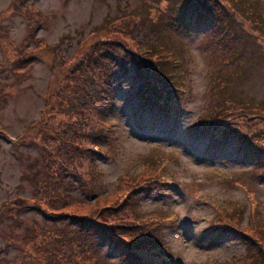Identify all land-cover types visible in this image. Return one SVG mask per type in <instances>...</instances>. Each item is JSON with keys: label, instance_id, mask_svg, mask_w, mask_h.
<instances>
[{"label": "rangeland", "instance_id": "rangeland-1", "mask_svg": "<svg viewBox=\"0 0 264 264\" xmlns=\"http://www.w3.org/2000/svg\"><path fill=\"white\" fill-rule=\"evenodd\" d=\"M186 1L0 0V62L13 59L16 53L12 51L13 46L22 49L30 24L38 27L36 36L40 42L56 45L54 49L31 55L26 71L18 72L13 67L0 70V136L3 133L4 137H0V264H40L34 257L39 252L53 255L60 244L65 256L55 255L58 258L64 256L69 264H80L77 262L80 256L87 264L104 260L109 264H133L126 259L121 246L105 240L96 230H81L80 225L70 219L58 222L59 218L51 213L62 204L58 197L50 196L46 203L42 201L47 191L42 182H48L49 169L54 170L53 176H61L57 170L60 155L65 146L74 144L73 140L66 141L63 126L66 118L73 121L74 115L68 111L69 107L65 108L66 101L59 103L61 97H56V92L62 86V80L57 81L54 77L61 75L59 68L65 59L79 61L93 46L96 51L106 49L101 42L104 38L132 50L134 42L121 33L111 36L110 31L108 35H102L109 25L123 19L135 22L140 17L142 25L153 27L156 22L149 21L153 11L166 19L167 13H163L168 5L175 2L173 5L179 7ZM250 1L253 11L259 9L256 16L263 19L264 0ZM177 11L173 16H178ZM232 11L238 18L239 12L229 8L224 12L225 20L221 21L230 24L228 34L236 36L231 42L220 34L222 23H216V26L212 21L200 28L193 24L180 26L177 36L182 42L172 34L157 35L155 31L150 37L146 35L151 30L147 26L135 30L128 27L125 32H133L138 41L141 38L155 46L159 41L167 47L165 52H177L165 58L174 62V66L184 64L186 68L183 80L178 76L185 75L184 69L170 74L173 82L183 83L175 86V94L185 95V107L179 113L171 108L166 112H154L142 107L134 66L127 63V69L122 71L115 61L97 60L115 68L108 70V96L101 116L102 120L107 119V135L100 136L106 138L100 141L105 155L92 153L96 177L91 187L78 176L69 179V174H64L63 189L59 188L60 180L50 181L51 187L57 189L49 190L61 194L69 203L85 202L84 206L75 204L76 212L95 214L105 203L113 202L106 197L117 178L123 179L125 173H139L142 156L150 155L148 160L155 167L150 170L151 176L143 169L144 173L160 183L138 191L137 210L153 217L159 226L155 234L171 257L165 264L234 263L245 254L246 243L232 231L211 229V219L220 214L222 223L225 221L242 232L241 226L249 223L254 227L255 221L264 222V163L257 161L256 152L241 136L230 135L225 141H214L212 131L194 132V125L206 113L213 97L223 96L227 84L221 83L216 95L217 92L211 90L215 80H240L238 84L233 81L235 86L230 99L236 106L254 107L252 111L264 117V57L258 47L263 43L256 37L252 23L245 24L240 19L235 22L230 16ZM258 24L264 30V21ZM261 33L264 36V32ZM82 41L85 42L81 44ZM118 54L124 56L126 53L117 50L115 56ZM233 58L240 59L238 64H230ZM71 66L77 71V91L81 92V98L87 93L97 99L104 86L96 87L86 80L85 88L81 87L85 80L79 76L83 78L85 66ZM68 68L66 66V71ZM103 76L102 68L94 80H103ZM89 87L92 91L86 90ZM74 94L70 98L75 105ZM53 104L57 105L54 112ZM251 116L253 121L256 114ZM84 124L89 127L91 122L86 119ZM258 128L262 129L261 126ZM49 134L58 139L49 141ZM167 155V162L160 163ZM79 159L78 169L88 170L86 160ZM70 160L71 156L69 167L72 166ZM243 180L251 182L253 197L247 194L248 184ZM36 181H39L37 187L33 184ZM224 207L228 217L224 212L219 213ZM238 208L242 211L230 216ZM122 219L111 216L115 224L121 223ZM59 231L64 236L60 239L57 237ZM40 236L45 239L41 246L42 240L37 241ZM67 240L68 244H65ZM76 241L80 244L78 248L73 245ZM58 258L57 262L61 264Z\"/></svg>", "mask_w": 264, "mask_h": 264}, {"label": "trees", "instance_id": "trees-1", "mask_svg": "<svg viewBox=\"0 0 264 264\" xmlns=\"http://www.w3.org/2000/svg\"><path fill=\"white\" fill-rule=\"evenodd\" d=\"M173 4L176 3L174 2ZM173 4L168 5L163 13H167V16L165 17L166 19H162L161 14H158L157 11H153L152 16L149 18L150 22H156L153 27H150V25H142V19L139 17L135 22L126 19L119 20L104 29L105 33L102 35H108V33L112 31L113 34L111 36H119L120 33L123 36H126L130 41L134 42L132 50L123 48L114 40L104 38L101 42H104L103 44L107 46L106 49L96 51L93 46L90 48L89 53L81 57V60H77L78 62H75L73 59H65L64 64L59 68L61 75L54 77L57 81L58 79L62 80V86L56 92V97L62 98L59 99V103L62 104L66 101L65 108L69 107L68 111H70V114L73 113L74 115L73 121L66 118V123L63 125L66 129V141L68 139L73 140L74 144H69L68 147L65 146L66 149L62 151V154L60 155L61 161L59 162L57 170L61 176H53V173H55L54 170H52V168L49 169L50 175L49 179H47L48 182L46 183V180L45 182H42V186L47 189L45 192V198L42 199V201L46 203L50 196L58 197L62 204L58 209L51 212L55 217L59 218L58 222L70 219L71 222L79 224L81 230H96L105 240L111 242L117 247L121 246L120 248L123 249L126 259L133 264H164L169 258L165 247L160 242V238L155 234V231L158 230L159 226L156 225L153 217H147L137 210L138 191L160 183V181L148 177L151 176V168L155 167L152 166L148 160V156L150 155L142 156L139 173L136 175L125 173L123 179L121 176L117 178L116 183L112 187V191L107 193L108 195L106 197L108 200L112 199L113 202L105 203L95 214L93 212L91 214L76 212L74 209L75 204L78 206H84V201H82L83 203L80 201L69 203L61 194L49 190V188H52L50 181H56V179H58V181L60 180L59 188L63 189L62 181L65 177L64 174H69L67 176L69 179L78 176L82 182H85L87 186L89 185V187H91L92 182L96 177L94 169L96 163L93 161L92 153L96 152V154L105 155L100 148L102 147V142L100 141L105 140L106 138H101L100 136L107 135V119L104 118L102 120L101 116L105 111L106 98L108 96V70L110 71L111 68L114 67L106 62L96 61L99 59L102 61H115L122 69H125V66H123V64L121 65V56H115L117 50H124V53L126 54L123 57L128 63L134 66L135 78L140 84L139 96L142 99L141 102H143L141 106H146L154 112H166L171 108L175 110L176 113H179L185 107V95L175 94V86L177 87V84H181L182 82H179V80L173 82L170 79V74L172 72H180L184 69L185 75L181 73V75L178 76L180 80H183V77L186 76V68L184 64L174 66V62L168 61L165 58L168 56L172 57L177 52H165L167 47L159 41L156 42V46L141 41V38L139 39L140 41H138L133 32H125L128 30V27L132 29L134 28L135 30L137 27L140 28L141 26H147L150 27L151 30H149L146 35L150 37H153L155 31L158 33L157 35L166 33L172 34L181 41L177 36V32L182 24L188 26L193 24L196 28H200L202 25L209 24L210 21H212L215 25L216 23H222L220 34L225 35L231 42L236 36H230L228 34V31L230 30H227L230 24L221 21L225 20L224 12L229 8H234L235 12H239L238 18L234 11H232L233 13L230 14V16L233 17V20H236L235 22H238V19H240L245 24L252 23L251 27L256 30V37L259 39V42L263 43V46L260 45L258 47L262 49V56L264 57V36L261 33L264 32V30H262L258 24L264 21V18L261 19L259 15L256 16V12L259 9L257 7L253 11V6L250 0H187L185 4L179 7ZM182 8H185L183 13L186 14V16L183 17L181 25H178V17L176 14L173 16V13L175 10L180 11ZM210 18L211 20H209ZM37 28V26L30 24L29 33L22 42V49L18 50V47L13 46L12 51L16 52L14 56L15 58L13 57L11 60L9 59L5 62H0V70L13 67V70L18 72L26 71L28 69L26 68L27 64L30 59H32L31 55H34L35 52L37 53L47 49H54L56 47V45L47 46L40 42L36 36ZM179 41H177V43L182 45ZM83 42L85 41H82L81 44ZM102 55L106 56L102 57ZM239 60V58L238 60L233 58L230 64H238ZM247 60L250 61L249 58ZM71 64H77L80 68L85 66V74L83 78L82 76H79L81 80H85V82L80 85L81 87L85 88L86 80L93 82L96 87L102 88L104 86L101 91L102 94H100L97 99H94L92 95L90 96L87 93H85L86 96L81 98V92L77 91V86L79 85V81L77 80L78 76L75 75V72L77 71H74L75 66L72 67ZM227 64L228 63H226V65ZM66 66H69L67 71ZM102 68L105 75L103 76V80H94L95 74ZM64 72L65 74H68L67 77H63L65 75L63 74ZM70 72H72V74ZM233 81H235L236 84L240 82V80H215L213 84H211V90H215L217 92L216 95H218L220 91L221 83L224 82L227 85L224 86L223 96L217 99H215L216 97H213V100L207 105L206 113L200 116L198 122L194 125V132L197 131L198 133H203L205 131H212L213 138H216L214 141H225L227 136L230 135L241 136V139H244L246 144L256 152L258 157L257 161H259V163H264V117L261 116V114L252 111V108L254 107L250 105L236 106L233 100L230 99L234 90L232 88L235 86ZM51 85L52 82H50V86ZM181 85H183V83ZM106 87H108L107 90ZM86 90L92 91L90 87ZM73 93H75V105L70 98ZM56 106V104H53V112L55 111L54 109H56ZM251 114H256L253 121L250 120L252 117ZM95 117H97L98 120ZM86 119L91 122L89 127H86L84 124ZM259 126L262 127L261 130L258 128ZM0 137L4 138L3 133ZM47 138L49 141L55 142L58 139V136L49 134ZM69 156H71V167L67 165L69 163ZM168 157V155L162 157L160 163L164 162L165 164ZM79 158L86 160L85 166L88 170L83 172L78 169L77 166L80 162ZM143 169L147 171L148 176L145 175ZM261 173H263V171ZM38 183L39 181L33 182L35 187H37ZM246 183L248 184V187H246L247 194L249 197H253L250 186L251 182L247 180ZM37 189L39 188H36V190ZM52 189L55 190L57 187ZM19 199L23 200L22 198ZM6 203L8 204V202ZM32 208L34 209V207ZM239 210L241 212L242 208L233 211L230 216L239 214ZM105 212H107V214ZM223 212L225 217L229 216L225 207L221 209L219 213ZM114 215L123 218L119 221L121 223L115 224L111 221V216ZM220 219V214L217 218L215 217L211 219L213 225L211 229L218 228L222 231H232L239 235V238L243 243H246L245 254L242 257L238 258L234 263L224 262L222 264H264V222L255 221L254 227L249 223L243 227L240 225L243 230L242 232L234 227H230L225 221L222 223L223 219ZM213 220H217V222L215 223ZM239 220L238 224H240ZM62 234L63 232L59 231V234L57 235L58 239L63 236ZM40 240H42L41 236L37 241ZM44 240L45 239L41 241L42 243L40 246L43 245ZM65 244H68V240ZM73 245L75 248L80 247V244L77 241L73 242ZM53 252V255L39 252L34 259L38 263L41 262L40 264H45V262H47V264H58V257L55 254L61 253L65 256V251L62 253V245L60 244L58 247L56 246ZM64 256L62 257L63 259L59 256V261L61 264H69L65 262ZM77 262L80 264H87L81 256ZM104 262L109 264L106 260L99 261L98 264H103Z\"/></svg>", "mask_w": 264, "mask_h": 264}]
</instances>
